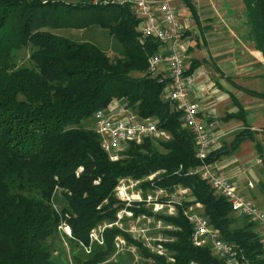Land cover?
Instances as JSON below:
<instances>
[{
    "label": "trees",
    "instance_id": "1",
    "mask_svg": "<svg viewBox=\"0 0 264 264\" xmlns=\"http://www.w3.org/2000/svg\"><path fill=\"white\" fill-rule=\"evenodd\" d=\"M243 1L249 39L264 54V0ZM91 27L106 31L120 56L110 59L95 44L56 33ZM137 27L130 8L116 3L0 0V264H57L49 240L62 223L70 227L68 239L75 249L87 246L90 231L114 222L123 208L114 197L118 180L155 172H160L153 181L157 187L190 191L193 203L203 207L202 216L223 241L239 249V257L264 264L255 225L233 228L227 201L199 177L187 175L199 164L192 134L163 99L167 80L147 74V57L158 47L152 41L140 45ZM22 51L28 52L26 59ZM193 68L190 62L187 74ZM112 102H123L139 119L156 121L170 139L130 144L117 162H110L99 136L85 122ZM246 139L250 132H238L229 145L211 152L208 162L235 152ZM255 149L263 158L264 143L257 142ZM130 210L133 218L153 216L143 207ZM155 218L171 227L163 231L169 240L163 246L172 262L111 228L104 232L103 245L94 244L88 255L82 252L86 259L81 264H104L114 252L116 236L137 247L151 260L147 264H225L208 247L192 245V227L180 208L176 216Z\"/></svg>",
    "mask_w": 264,
    "mask_h": 264
},
{
    "label": "built area",
    "instance_id": "2",
    "mask_svg": "<svg viewBox=\"0 0 264 264\" xmlns=\"http://www.w3.org/2000/svg\"><path fill=\"white\" fill-rule=\"evenodd\" d=\"M95 3H116L128 6L138 20V37L140 45L152 41L157 44L158 51L149 55L146 60V72L159 82L167 80L163 89V99L169 102L174 111L181 114L182 126L193 137L194 157L198 166L190 169L187 175H194L205 181L213 193L224 198L233 214L246 218L258 229L259 236L264 240V209L257 206L251 199L241 193L236 182L218 174L208 156L219 144V137L212 134L213 121L209 118H199L198 104L191 102L188 94L194 84L192 74H187L189 60V42L183 38V28L177 15L176 7L170 0H94ZM111 106V105H110ZM110 106L94 113L92 117L93 130L101 140V149L106 153L110 162H117L121 154L130 144L141 145L146 139L167 141L170 136L157 128V123L151 119H139L123 105L124 114L120 116ZM160 172L152 173L142 179L121 178L114 188V197L123 208L116 214L112 223H103L89 233V244L82 245V249L89 254L94 244L103 245L105 230L117 228L137 239L135 227L129 230L123 228L125 218H133L132 208H145L153 216L141 215L136 218L153 219L158 225L163 223L155 218L156 215L172 217L181 209L182 216L192 227L191 243L195 247H208L213 255L225 264H254L243 257H239V249L223 241L217 230L212 228L202 216L203 207L200 203H193L187 188L176 186L173 189L157 187L154 179ZM97 183V182H96ZM148 183V188L142 185ZM189 203V205H185ZM167 229L171 227L166 226ZM59 230L67 238H72L71 229L66 223L59 226ZM169 240L160 239L154 251L158 256L173 260L163 246ZM126 244L122 236H116L114 247L121 249Z\"/></svg>",
    "mask_w": 264,
    "mask_h": 264
},
{
    "label": "crops",
    "instance_id": "3",
    "mask_svg": "<svg viewBox=\"0 0 264 264\" xmlns=\"http://www.w3.org/2000/svg\"><path fill=\"white\" fill-rule=\"evenodd\" d=\"M170 1L176 7L183 38L189 42L187 68L194 63V84L188 97L198 104L200 119L213 121L212 134L219 137L215 150L229 145L238 132L251 133V139L213 162V168L263 208L264 162L255 144L264 143V54L249 39L246 3ZM118 103L112 102L110 108L122 116L123 105Z\"/></svg>",
    "mask_w": 264,
    "mask_h": 264
},
{
    "label": "rangeland",
    "instance_id": "4",
    "mask_svg": "<svg viewBox=\"0 0 264 264\" xmlns=\"http://www.w3.org/2000/svg\"><path fill=\"white\" fill-rule=\"evenodd\" d=\"M64 1L75 3L78 2L79 0H64ZM56 33L64 37L71 38L78 42L88 41L92 44H95L98 47H100L106 53V55L110 57V59H114L119 55L120 47L118 46L116 41L104 30L91 27L85 31L58 30L56 31ZM21 55L26 59L28 52L22 51ZM120 103L123 102H119L118 104ZM128 114H131V112L128 111ZM85 126L88 128V130L94 131L93 121L89 120L85 122ZM230 215L234 221L233 228L235 227L241 228L250 224V222L246 218L236 216L235 214L232 213H230ZM132 226L135 227L136 230L138 231L135 234L137 240L142 242L144 247H148L152 252L154 251L156 244L160 239L162 240L166 239V237L163 234V231L167 229V227H165L163 223L158 225L157 222L153 219L136 220V218H132V219L125 218L123 222V228L125 230H129ZM254 230L255 232L257 231L256 228H254ZM260 240L262 241L261 238ZM49 241L51 242L50 246L53 251V260L57 264H81V261L86 259V256L84 255H88L85 252H83L84 250L82 249V247L79 248L80 250L77 248L75 249L70 243V240L63 233H61L60 230ZM92 249L93 248H91V250ZM82 252L85 254L83 255ZM75 255L79 256L78 261L75 260L74 258ZM115 263L147 264V263H151V260L144 258L142 252L137 247L133 245L130 246L124 245L121 249L114 247V252L108 257L107 261L104 264H115Z\"/></svg>",
    "mask_w": 264,
    "mask_h": 264
},
{
    "label": "water",
    "instance_id": "5",
    "mask_svg": "<svg viewBox=\"0 0 264 264\" xmlns=\"http://www.w3.org/2000/svg\"><path fill=\"white\" fill-rule=\"evenodd\" d=\"M263 162H264V154H263Z\"/></svg>",
    "mask_w": 264,
    "mask_h": 264
}]
</instances>
